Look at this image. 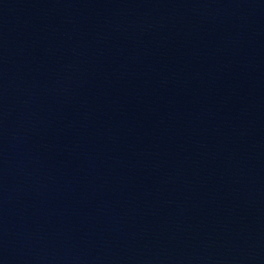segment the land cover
Listing matches in <instances>:
<instances>
[{
    "label": "water",
    "instance_id": "obj_1",
    "mask_svg": "<svg viewBox=\"0 0 264 264\" xmlns=\"http://www.w3.org/2000/svg\"><path fill=\"white\" fill-rule=\"evenodd\" d=\"M0 264H264V0H0Z\"/></svg>",
    "mask_w": 264,
    "mask_h": 264
}]
</instances>
